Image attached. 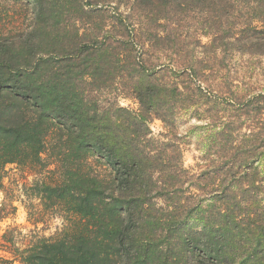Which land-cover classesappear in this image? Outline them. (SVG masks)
<instances>
[{
	"label": "trees",
	"instance_id": "1",
	"mask_svg": "<svg viewBox=\"0 0 264 264\" xmlns=\"http://www.w3.org/2000/svg\"><path fill=\"white\" fill-rule=\"evenodd\" d=\"M23 1L35 24L0 38V222L19 202L35 230L63 224L50 237L9 227L0 264H264V93L190 55L216 40L190 45L167 25L224 1ZM191 118L210 120L189 132L214 150L198 176L176 131ZM155 120L170 134L155 138Z\"/></svg>",
	"mask_w": 264,
	"mask_h": 264
},
{
	"label": "rangeland",
	"instance_id": "2",
	"mask_svg": "<svg viewBox=\"0 0 264 264\" xmlns=\"http://www.w3.org/2000/svg\"><path fill=\"white\" fill-rule=\"evenodd\" d=\"M120 8L126 7L127 0H120ZM131 1V0H130ZM133 1V0H132ZM224 4L216 8H186L183 14L175 18L176 20L167 21L171 26L178 23L183 30L184 39L190 45H196L201 42L202 45L209 44L216 40V46L208 51L199 49L190 54L196 57H211L220 61L221 66L217 72L219 75L231 76L234 78V84L238 85L243 91L264 93V6L258 5V2L264 3V0H223ZM125 3V4H124ZM111 10L112 7L110 8ZM35 24V9L32 4L23 0H0V38L11 35H25ZM212 31L206 35V32ZM250 39L259 40L257 46L249 44ZM240 40V42H236ZM247 43V44H246ZM217 47V48H216ZM121 106L137 109L138 104L132 99H121ZM215 111H210L207 115H215ZM209 116V117H210ZM205 121H198L191 118L189 123H178L176 131L179 133V143L183 150L185 167L193 174L201 175L205 171L204 156L214 153L207 147L208 140L202 137V131L189 132L191 127L204 126ZM153 136L155 138L170 134V128L166 127L161 121L155 120L151 124ZM94 170L101 176L108 175L105 167L94 161ZM20 178V171L15 166H8L7 179L5 184L10 186L12 182ZM21 179V178H20ZM10 189L15 187L10 186ZM13 191V190H12ZM16 196L19 193L16 192ZM4 199V194L0 193V202ZM24 199L25 198H21ZM38 202H35L37 204ZM18 206L17 213L9 219L0 222V256H7L2 249L1 237L3 233L11 226L18 227L22 231V238L33 235L50 237L62 227L63 222L60 218H53L48 227L35 230L27 221V213L21 203H15ZM184 218V217H182ZM192 225H199L196 210H190L189 217H186ZM42 229V230H41ZM41 230V231H40ZM14 264H20L15 262Z\"/></svg>",
	"mask_w": 264,
	"mask_h": 264
}]
</instances>
